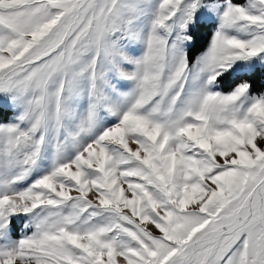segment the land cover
I'll list each match as a JSON object with an SVG mask.
<instances>
[{
	"label": "snow or ice",
	"instance_id": "obj_1",
	"mask_svg": "<svg viewBox=\"0 0 264 264\" xmlns=\"http://www.w3.org/2000/svg\"><path fill=\"white\" fill-rule=\"evenodd\" d=\"M0 264H264V0H0Z\"/></svg>",
	"mask_w": 264,
	"mask_h": 264
},
{
	"label": "rangeland",
	"instance_id": "obj_2",
	"mask_svg": "<svg viewBox=\"0 0 264 264\" xmlns=\"http://www.w3.org/2000/svg\"><path fill=\"white\" fill-rule=\"evenodd\" d=\"M208 32H209L208 29H204V30H202V32H201V34H200V37H199V41L203 40L204 37H205V38L207 37V39H208Z\"/></svg>",
	"mask_w": 264,
	"mask_h": 264
},
{
	"label": "trees",
	"instance_id": "obj_3",
	"mask_svg": "<svg viewBox=\"0 0 264 264\" xmlns=\"http://www.w3.org/2000/svg\"><path fill=\"white\" fill-rule=\"evenodd\" d=\"M206 41H207V37L206 38L204 37L203 40L199 41V46H203L206 43Z\"/></svg>",
	"mask_w": 264,
	"mask_h": 264
}]
</instances>
